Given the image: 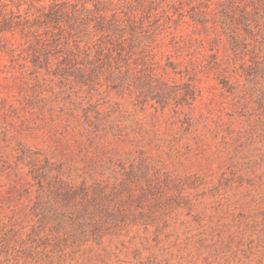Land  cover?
I'll return each instance as SVG.
<instances>
[{
	"label": "rangeland",
	"instance_id": "obj_1",
	"mask_svg": "<svg viewBox=\"0 0 264 264\" xmlns=\"http://www.w3.org/2000/svg\"><path fill=\"white\" fill-rule=\"evenodd\" d=\"M219 1L0 0L18 23L0 50V264H264L260 85L219 77L190 18Z\"/></svg>",
	"mask_w": 264,
	"mask_h": 264
},
{
	"label": "trees",
	"instance_id": "obj_2",
	"mask_svg": "<svg viewBox=\"0 0 264 264\" xmlns=\"http://www.w3.org/2000/svg\"><path fill=\"white\" fill-rule=\"evenodd\" d=\"M44 17L43 23L48 25L47 29L58 28L64 21L57 11H50ZM190 18L204 37H207L210 31L213 33V36L207 39L212 52L208 56L211 69L216 71L219 77H224L229 67L236 68L238 65L236 69L248 84L260 85L256 102L264 109V0H220L216 8L209 9L204 6ZM15 26H18V23L13 22L12 18L0 19V50H14V47L8 46L10 41L6 33L11 32ZM109 26H112L110 21L106 22L103 17L98 18V30L105 31ZM31 51L28 61L34 68L49 66L48 49ZM11 58L15 60L14 56ZM18 65L23 66L19 63Z\"/></svg>",
	"mask_w": 264,
	"mask_h": 264
}]
</instances>
